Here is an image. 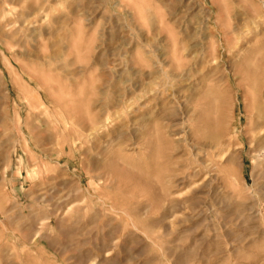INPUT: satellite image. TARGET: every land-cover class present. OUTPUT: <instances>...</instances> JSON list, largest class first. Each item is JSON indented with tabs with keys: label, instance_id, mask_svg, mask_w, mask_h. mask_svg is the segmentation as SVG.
<instances>
[{
	"label": "rangeland",
	"instance_id": "374dc122",
	"mask_svg": "<svg viewBox=\"0 0 264 264\" xmlns=\"http://www.w3.org/2000/svg\"><path fill=\"white\" fill-rule=\"evenodd\" d=\"M8 2L0 264H264V0Z\"/></svg>",
	"mask_w": 264,
	"mask_h": 264
},
{
	"label": "bare ground",
	"instance_id": "6f19581e",
	"mask_svg": "<svg viewBox=\"0 0 264 264\" xmlns=\"http://www.w3.org/2000/svg\"><path fill=\"white\" fill-rule=\"evenodd\" d=\"M21 1V0H20ZM10 2H13V1H10ZM10 2H8V0H2L1 1V4H0V14L1 15H5V14H8L7 12H9V8H7V6H8V3L10 4ZM15 4H16V2H15ZM14 4V5H15ZM18 6V5H17ZM15 7V6H14ZM15 10V9H14ZM16 12H19V11H16ZM17 15V14H16ZM18 15H20V14H18ZM21 15H23L22 14V12H21ZM15 17H17V16H15ZM19 17V16H18ZM22 18V17H21ZM18 19V18H17ZM19 19H20V17H19ZM10 20V19H9ZM21 22V21H20ZM8 23L10 24L11 22H9L8 21ZM12 23H13V21H12ZM15 23H17V22H15ZM19 23V22H18ZM8 24V25H9ZM20 24V23H19ZM5 25V24H4ZM11 25V24H10ZM260 142H259V147H261V148H264V136H262L261 138H260V140H259Z\"/></svg>",
	"mask_w": 264,
	"mask_h": 264
}]
</instances>
